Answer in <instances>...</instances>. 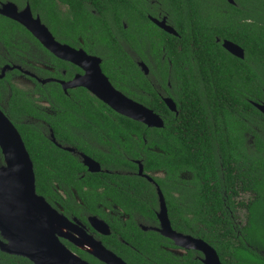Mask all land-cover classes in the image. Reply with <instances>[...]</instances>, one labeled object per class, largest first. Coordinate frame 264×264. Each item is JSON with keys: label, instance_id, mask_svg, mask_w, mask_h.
<instances>
[{"label": "trees", "instance_id": "trees-1", "mask_svg": "<svg viewBox=\"0 0 264 264\" xmlns=\"http://www.w3.org/2000/svg\"><path fill=\"white\" fill-rule=\"evenodd\" d=\"M10 1L19 6L27 1L43 21L49 25L52 22L53 33L59 34L61 41L76 45L77 36L81 35L86 47L100 45L105 49L100 55L111 64L117 77L111 76L118 81L133 83L119 70V66L133 65L121 43L123 40L144 59V49L148 46L154 60L149 69L162 76L160 82L167 88L168 60H160L164 46L172 61L170 82L179 100L178 114L165 106L150 84L149 96L136 98L163 118L162 127H149L113 111L99 100L97 106L83 89L75 93L82 101H69L73 111L67 114L75 117V113L82 112L101 127L112 128L116 139L122 135L124 140L120 147L131 157L141 159L145 170L165 168L174 175L191 171L192 180H181L179 199L171 195L169 188H173V184L163 186L158 181L174 229L206 240L215 248L222 264H264V254L260 252L264 251V114L251 103L264 102V0H233L234 3L169 0L179 8L182 24L178 36L157 29L148 21L147 9L140 5L141 0ZM59 3L67 5L63 15ZM148 13L152 11L148 9ZM224 39L240 45L244 57H236L224 49ZM175 42L180 44V49ZM132 71L137 73V83L141 84L142 72L137 68ZM66 118L70 120L62 112L61 117H51L48 121L63 122ZM18 130L33 162L36 192L45 199L52 180L59 184L64 181L65 175L60 170L64 167L79 170V164L40 131ZM58 130L61 131L57 128L54 131ZM248 131L253 134L252 145L244 142L243 133ZM199 137H208L212 143L195 142ZM106 156L111 161H123L121 153L114 149ZM101 161L105 163V158ZM49 168L56 172L49 174ZM238 178L242 180L243 189L233 188ZM67 179L75 185L78 178L71 175ZM139 180L147 187L149 200L147 203L136 201L133 205L144 213L157 209L152 184L142 177ZM247 191L250 192L247 199L239 198L241 192ZM87 193L83 196L86 201L96 198ZM238 202L246 208L247 222L242 226L232 224L227 209L228 206L233 209ZM131 233L127 231L140 252L138 261L203 264L193 258L194 251L176 260L172 253L159 247L160 243L172 245L168 238L143 231L134 222Z\"/></svg>", "mask_w": 264, "mask_h": 264}, {"label": "flooded vegetation", "instance_id": "flooded-vegetation-1", "mask_svg": "<svg viewBox=\"0 0 264 264\" xmlns=\"http://www.w3.org/2000/svg\"><path fill=\"white\" fill-rule=\"evenodd\" d=\"M6 2L14 3L18 11L29 5L27 1L23 6H19L14 1L0 0V8ZM140 3L141 6L147 9L145 10V18L155 25L157 29L166 32L155 20L171 26L177 32L175 36L179 35L178 28L182 24V20L180 19L181 16L177 6L170 4L169 0H141ZM88 4L90 3L88 2ZM58 8L62 15L68 9L67 5L61 3L58 4ZM148 9L152 13H148ZM30 10L32 16L34 18L39 17L41 23L48 28L58 42L67 44L74 49H82L87 54L100 58L99 67L115 89L147 106L136 98L138 96L148 97L150 84L165 106L170 111L178 114L177 104H179V100L175 98L176 93L172 90L170 82L172 61L170 56L166 55L164 46L160 51V60H168L169 66L168 70H166L168 73L166 76L167 88L160 82L162 76L159 73H151L149 69V64H154V60L148 46L144 49L146 57L144 59L139 56L129 43L123 40H121V43L125 52L131 58L133 65L129 66L128 63L126 66H119L120 68H118L122 74L126 75V79L131 80L133 83L123 80L118 81L112 77L116 75L113 73L111 64L106 63L105 57L103 58L100 55V52L103 53L105 51L104 48L94 44L92 45L93 49L92 47H86L81 35L77 36L76 45L61 41V36L53 33L52 22H50V25L47 24L37 12L32 11L31 7ZM91 10L93 9L91 8ZM141 22H144L143 18ZM216 40L218 41L219 38L216 37ZM175 45L177 49L181 48L177 42H175ZM190 45L194 46V43ZM175 55L176 53L174 57ZM160 62L162 63V61ZM155 67L157 68V66ZM136 68L142 72V77L144 78L141 84L137 83L139 78L137 73L132 71V69ZM84 73L85 70L80 65L54 55L20 22L0 13V110L17 129H36L40 131L41 134L46 136L47 140L63 150L67 157L76 160L79 164V170L71 171L66 167L60 170L65 175L64 181L60 185L56 180H52L50 188L45 192V199L48 204L68 220L66 225L61 228L68 238L60 237L61 242L74 254L91 264H107L96 254L97 248L101 246L120 257L127 264H147L137 260L140 252L130 241L127 231L131 233V224L134 222L143 231H152L163 236L159 231L158 212L160 203L158 190L161 191V188L158 181L163 186L166 183L173 184V188H169L171 189V195L173 198L179 199L181 180H192L193 175L189 170L180 171L176 175L169 173L165 168L145 170L141 159L131 157L120 147V142L124 140L122 135H119V139H116L112 128L101 127L100 123L91 121L82 112L75 113V117L67 114L73 111L69 106V101H82L77 99L75 95L79 89L85 90L88 96L93 98L91 99L93 104L99 106L97 100L102 101L83 86L64 87L63 83L66 84L77 75H83ZM190 76L192 75H188V77ZM114 82H117V84ZM83 90L79 91V93L82 94ZM131 92L136 93V96H133ZM166 98H170L174 102L175 111L167 106ZM109 108L112 109L111 107ZM104 111L106 112V110ZM62 112L70 120L66 118L63 122L48 121L51 117H61ZM109 115L111 116V114ZM76 118L77 121H72ZM55 128L61 131L55 132ZM206 134L209 135L210 133L206 132ZM199 135L203 136L201 132ZM243 136L246 144H253V134L250 131L244 132ZM195 142L210 144L212 140L208 137H199V139H195ZM113 149L121 153L123 161L116 162L107 158L106 155L111 154ZM160 152L163 151L160 150ZM84 156L94 160L98 164L99 169H90L89 165L84 162ZM104 158L105 163L101 161ZM1 159L3 163L2 153L0 161ZM2 163H0V166ZM140 165L142 167L141 173ZM55 172L56 169L49 168V174ZM183 172H189L190 176L182 178L181 174ZM71 175H75L78 178L75 185L69 183L67 179ZM140 177L151 183L156 193L157 209L153 208L152 211H147L146 213L139 210L136 205H133L136 201L147 203L149 200L148 189L141 184ZM236 183L237 185L233 188L243 189L241 179L238 178ZM107 189H110L111 192L108 193ZM85 192L94 194L96 198L86 201L83 198ZM249 193V191L241 192L239 198L247 199L250 195ZM166 207L170 220L167 203ZM227 209L234 226H242L247 222L244 216L246 208L239 202L235 203L233 209L229 206ZM239 211L242 213V221L239 220L240 218H235V215H239ZM176 216L179 218L178 214ZM93 218H97L102 223L99 224ZM170 224L172 226L171 220ZM172 228L174 229L173 226ZM169 240L173 244L164 245L160 243V249L172 253L171 256L176 257V260L183 259L190 251H194L193 258H197L203 263L204 255L201 251L178 246L171 239ZM0 241L6 242L1 233ZM204 241L207 242L206 240ZM260 252L264 254L263 250H260ZM0 264L34 263L25 256L7 252L0 247Z\"/></svg>", "mask_w": 264, "mask_h": 264}, {"label": "water", "instance_id": "water-1", "mask_svg": "<svg viewBox=\"0 0 264 264\" xmlns=\"http://www.w3.org/2000/svg\"><path fill=\"white\" fill-rule=\"evenodd\" d=\"M228 1L234 3L233 0ZM0 13L20 22L54 55L70 60L85 70L83 75H77L72 81L63 83L64 87L83 86L117 113L149 127L163 126V119L159 114L125 96L112 86L99 67L100 58L89 55L82 49H74L58 42L48 28L41 23L40 18L32 16L29 5L18 11L14 3L6 2L0 8ZM155 21L166 32L177 35L171 26ZM222 46L232 55L244 57V49L240 45L224 39ZM165 102L171 110H176L170 98H166ZM252 104L264 114V102H252ZM0 150L3 155V164L0 166V233L6 239V242L0 241L1 249L25 256L34 264H91L74 254L61 242L60 237H67V235L60 233L57 225H66L68 220L37 194L35 173L29 152L20 132L1 110ZM84 157V162L90 169H99L94 160ZM1 168L7 169L10 179L8 184L4 179L5 172L2 173ZM141 171L140 165V173ZM158 195L160 233L178 246L201 251L204 255V264H222L216 250L203 239L177 232L172 228L165 199L160 190ZM93 219L99 224L102 223L97 218ZM96 254L107 264H127L102 246L97 248Z\"/></svg>", "mask_w": 264, "mask_h": 264}, {"label": "bare ground", "instance_id": "bare-ground-1", "mask_svg": "<svg viewBox=\"0 0 264 264\" xmlns=\"http://www.w3.org/2000/svg\"><path fill=\"white\" fill-rule=\"evenodd\" d=\"M159 116H160V115H159ZM160 117H161V116H160ZM161 118H162V117H161ZM26 149H27V148H26ZM1 172H2V173L5 172L4 179H5L6 183L8 184V183L10 182V179H9V177H8L7 169H6V168H5V169L1 168ZM52 221H54L53 218H52ZM63 226H64L63 224H59V225H57V230H58L60 233L65 234V233L62 231V229H61Z\"/></svg>", "mask_w": 264, "mask_h": 264}, {"label": "rangeland", "instance_id": "rangeland-1", "mask_svg": "<svg viewBox=\"0 0 264 264\" xmlns=\"http://www.w3.org/2000/svg\"><path fill=\"white\" fill-rule=\"evenodd\" d=\"M182 178H188L190 176V173L189 172H183L181 174ZM241 212L239 211V215H235V218H240L239 220H243V218L241 217Z\"/></svg>", "mask_w": 264, "mask_h": 264}]
</instances>
